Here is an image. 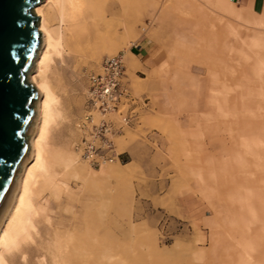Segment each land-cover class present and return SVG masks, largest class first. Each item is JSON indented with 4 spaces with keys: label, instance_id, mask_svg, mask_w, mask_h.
<instances>
[{
    "label": "bare ground",
    "instance_id": "1",
    "mask_svg": "<svg viewBox=\"0 0 264 264\" xmlns=\"http://www.w3.org/2000/svg\"><path fill=\"white\" fill-rule=\"evenodd\" d=\"M171 1L41 0L33 8V13L38 16L37 29L40 34V44L33 68L28 74V81L38 91V97L32 129L27 136V152L0 215V264L167 263V260L162 258V253L165 251L159 249L147 225L138 226L133 223L134 220L144 217L142 212L134 213L132 205H122V208L128 210L130 214L123 222H119L121 220L119 194L113 178L122 177L127 172L117 162L119 161L118 148L124 139L121 136V139L116 140L115 126L123 124L127 127L128 125L123 105L129 92L122 78L127 57L126 49L122 48L114 56H106L98 63V69L87 75L86 98L77 124L80 138L77 143H74L73 156L62 154L64 164L59 166L56 160L58 151L54 148L47 150V148L56 144L62 136V129L67 118L66 109L72 104L68 97H63V94L59 93L57 86L59 79L56 72L59 66L67 65V62L72 60L73 49H80L83 56L87 49L92 51L95 45L102 53L110 54L113 50V45L108 43L110 37L114 39L118 36L119 39L127 42L130 40L136 12L142 14L147 11H158V28L161 30L168 22L166 17L168 12H171L169 10ZM188 6L194 8V10L191 9L192 12H188V17L181 18L179 13H174L173 16V19L179 21L175 32L180 29L187 31V34L181 33V37H178L180 42H177V45L180 49L175 50L174 55L184 58V56H195L198 53L200 55L198 57L202 59L201 67L204 76L201 77L198 85L204 86L205 91L200 95L198 90L196 97L202 96L205 103L202 107L195 105L196 115L198 118L200 115L206 118L218 129L220 125V131L214 128L216 133L214 131L211 133L214 142L222 140L221 143L224 144L228 141L234 142V145H242L243 152L240 159L253 164L256 169L253 175L260 178L259 181L264 187V156L262 154L264 147L260 144L258 133L255 131L252 133L245 127L244 121L247 115L245 110L243 112V108H247V95L243 96L240 92L242 89L240 74L243 72L241 68L246 61L244 55H241L246 48L244 36L241 33L244 30L234 26L233 31L230 29L228 31L226 23L223 42L219 44L216 35L212 32L214 27L210 18L211 14H216L220 19L227 14L228 6H225L221 0H191ZM235 10L227 15L240 24L242 23L239 21L241 8H235ZM247 19L242 20L247 21ZM207 28L209 34H207ZM239 35L243 36L239 43L230 40L231 37L238 38ZM244 35H246L245 31ZM255 36L260 37V34L257 32ZM195 44L196 51L193 49ZM233 45L237 49L231 47ZM90 57L93 59L95 55L91 54ZM108 60L118 61L122 67L119 75L120 93L117 97L115 94L105 96L102 93L104 97L98 99L94 97L95 93L91 94L90 86L93 79L98 76L103 78L106 75L107 69L104 63ZM231 82L234 84L233 87ZM110 87L105 83V88ZM96 89H98L97 85ZM90 98H93L91 106ZM103 101L108 103V109L103 110L100 107ZM232 119L236 121L235 125L230 124ZM101 128H103L102 134H100ZM236 130H242V134L245 135L239 143L234 137ZM214 134H220L217 135L219 140ZM88 146L90 147L87 149ZM226 150L230 152L233 148ZM244 150L251 157L244 154ZM107 164L111 166L105 170L107 179L110 178L106 195H103L99 187L89 195L86 194L84 184L88 180H95L97 186L102 183L99 178L91 174L89 167L104 168ZM65 173L81 182L83 195L75 197L74 191H68L67 194L63 192L62 197L66 198V206L70 210L68 214L63 212L59 214L60 211L56 214L52 205L53 201L49 200L51 199L49 198L50 187L61 184L71 190ZM171 183L172 187L175 184L173 178ZM49 184L51 185L48 186ZM163 186V182H159L156 189ZM45 187L47 190H44ZM262 191L259 196L261 200H264V189ZM70 195H72L71 198ZM250 227H253L252 223H249L243 232L252 230ZM256 231L258 234L253 242L245 237L244 250L248 251L243 256L245 262L253 257L252 261L256 264H264V258H255L256 255L264 253V222L256 225ZM237 232L243 233L241 229Z\"/></svg>",
    "mask_w": 264,
    "mask_h": 264
},
{
    "label": "rangeland",
    "instance_id": "2",
    "mask_svg": "<svg viewBox=\"0 0 264 264\" xmlns=\"http://www.w3.org/2000/svg\"><path fill=\"white\" fill-rule=\"evenodd\" d=\"M190 1L172 0L169 8L171 12L166 17L168 22L161 30L158 28V11L142 14L136 12L130 40L127 42L118 36L114 39L110 37L108 43L113 45L110 54L102 53L95 45L92 51L87 49L83 56L80 49H73L72 60L67 65L59 66L56 72L59 93L68 97L72 104L66 109L67 118L62 136L60 133L57 143L48 146L47 150L54 148L58 151L56 160L59 166L64 164L63 155L73 156V146L77 143L78 119L86 98L87 75L98 69V63L103 58L114 56L122 48L126 49L128 68L123 80L130 83L129 87L134 94L146 97L149 109L140 118L141 123L136 124L130 130L131 133H127L126 141L123 138L118 148L117 162L127 172L122 177L113 178L119 194V222H123L130 214L122 205H132L134 213L142 212L144 217L133 223L138 226L147 225L159 249L165 251L162 253V258L167 260L165 264H256L252 261L253 257L245 262L243 255L248 250H244L243 241L246 237L253 242L259 231H256V225L264 222V200L259 196L264 187L260 178L253 175L256 173L253 164L240 159L242 145H234V142L227 140V143H221L223 141L218 137L220 134H214L219 140L214 142L211 133L215 132L216 126H212L201 115L199 118L196 115L195 105L202 107L205 103L202 96L196 97L198 90L200 95L205 91L204 86L198 85L204 76L202 59L198 57L200 55L197 52L195 56L187 55L184 58L174 55L175 50L180 49L177 42H180L181 33L184 35L187 31L180 29L175 32L179 21L173 19V16L174 13H179L181 18L188 17V12L194 10L188 6ZM221 1L228 6L227 14L236 11L235 8H241L239 21L242 23L239 24L227 14L220 19L216 14H211L210 22L215 29L212 32L219 44L223 42L226 23L228 31H233L234 26H238L246 33L244 35L242 31L244 37L239 35L230 40L239 43L243 37L246 43L245 51L241 53L246 61L242 64L243 72L240 74V92L243 96L247 95V108H243L247 119L244 122L249 131L258 133L260 144L264 147V13L249 11L234 3V0ZM246 18L247 21L242 20ZM257 32L260 37L255 36ZM131 49L144 64L142 67L149 69L154 65L156 70L149 77L143 68L131 71L139 77L133 76L136 84L129 79L130 68L138 66ZM193 49L196 51V44ZM147 52L151 55L150 64H145L144 61ZM91 54L95 58L92 59ZM193 67H196L197 72ZM124 86L126 87L125 84ZM233 86L231 82V87ZM230 124L235 125L236 121L232 119ZM216 129L220 131V125ZM235 134L238 143L245 137L242 130H236ZM231 147L233 150L230 152L226 150ZM262 152L264 156V149ZM246 155L248 156L247 153ZM109 166L111 165L107 164L104 168L89 167L91 174L102 183L97 186L95 180H88L84 184L86 194L89 195L99 187L103 195H106L110 178L107 179L105 170ZM65 175L71 190L61 184L50 187L51 195L48 197L53 201L56 214L59 211V214H68L70 210L66 206V198L62 197L63 192L67 194L68 191H74L75 197L83 195L81 182L68 173ZM172 178L175 184L171 187ZM159 182H163L164 186L156 189ZM249 223L253 224L250 227L252 230L243 232ZM239 229L242 234L237 232ZM251 242L250 245L253 246ZM259 257L264 258V253L255 256ZM175 258L178 260H174Z\"/></svg>",
    "mask_w": 264,
    "mask_h": 264
},
{
    "label": "water",
    "instance_id": "3",
    "mask_svg": "<svg viewBox=\"0 0 264 264\" xmlns=\"http://www.w3.org/2000/svg\"><path fill=\"white\" fill-rule=\"evenodd\" d=\"M41 0H0V215L27 152L38 91L28 81L40 44Z\"/></svg>",
    "mask_w": 264,
    "mask_h": 264
},
{
    "label": "crops",
    "instance_id": "4",
    "mask_svg": "<svg viewBox=\"0 0 264 264\" xmlns=\"http://www.w3.org/2000/svg\"><path fill=\"white\" fill-rule=\"evenodd\" d=\"M234 3H236L240 7L246 8L249 11H253L256 14H263L264 13V0H234ZM130 52L135 56V58L138 62V66L135 65V67L130 68V73H131V76L129 78L130 81H132L136 84V82L133 80V76L137 77V78H139V77L136 73L133 74L131 71H134L135 69H138V68H143V70H145L147 72L148 77L152 73L153 74L155 73L156 70L154 69V67H155L154 65L152 67H150L149 69L142 67V66H144V64H142L141 60L136 57V55L132 52V49L130 50ZM126 61H127V57H126L125 64H124V70H123V75H122L123 79L125 76V72H127V68H128ZM144 61H145V64L151 63V55L149 52H147L146 55H144ZM140 79L146 80L148 78H140ZM123 82L129 90V96L125 99V102L123 105L124 106V113L126 114V117L128 118V125H127V127L124 126L123 124L116 125L115 126V134L117 135L116 136L117 138L119 137L118 139L116 138V140H119L123 137L126 141L127 138H125V136H127V133H129L130 130L133 129V127L136 124L139 125L141 123L140 118H142V116L148 111L149 106H148V103H146V97L137 96L136 94H134L132 92V89L129 87L130 83L127 81H124V80H123ZM77 129H78V127H77ZM126 129H128V130H126ZM79 136H80V134H79V129H78L77 140H78V138H80ZM123 146H125V145H123ZM189 212H190V209H189Z\"/></svg>",
    "mask_w": 264,
    "mask_h": 264
},
{
    "label": "built area",
    "instance_id": "5",
    "mask_svg": "<svg viewBox=\"0 0 264 264\" xmlns=\"http://www.w3.org/2000/svg\"><path fill=\"white\" fill-rule=\"evenodd\" d=\"M107 71H106V75L103 76V78L101 76H98L96 79H93L91 86H90V90H91V94L95 93L94 97H97L98 99H102L101 94L103 93V95L105 96H109L111 94H115V97H117L119 95V75L121 74V66L120 63L118 61H111L108 60L104 63ZM105 83L109 84L111 87L109 89L105 88ZM96 85L98 86V89H96ZM92 99L90 98L91 102H90V106L92 105ZM100 107L104 110L105 108L108 109V103L103 101V103H101ZM103 133V128H101V133ZM91 146V145H90ZM86 147L87 149L90 147ZM93 148V147H92ZM91 148V150H92ZM96 148V147H95ZM98 149V148H96ZM95 149V150H96Z\"/></svg>",
    "mask_w": 264,
    "mask_h": 264
}]
</instances>
